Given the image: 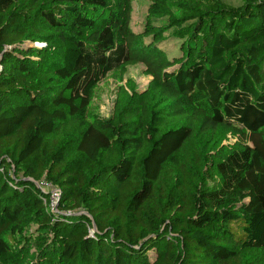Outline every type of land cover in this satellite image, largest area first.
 Instances as JSON below:
<instances>
[{
    "label": "trees",
    "instance_id": "16d2710c",
    "mask_svg": "<svg viewBox=\"0 0 264 264\" xmlns=\"http://www.w3.org/2000/svg\"><path fill=\"white\" fill-rule=\"evenodd\" d=\"M238 1L134 31L131 0H0V264H264V0Z\"/></svg>",
    "mask_w": 264,
    "mask_h": 264
},
{
    "label": "rangeland",
    "instance_id": "374dc122",
    "mask_svg": "<svg viewBox=\"0 0 264 264\" xmlns=\"http://www.w3.org/2000/svg\"><path fill=\"white\" fill-rule=\"evenodd\" d=\"M150 0H131V20L130 26L134 31H139L144 23L145 15L147 13V7ZM231 5H238V0H224ZM143 66L137 64L129 67L128 76L134 81L135 88L142 90L145 88L149 81V77L142 72ZM113 73H109L92 92V103L97 112L103 117H109L115 101L116 81L114 80ZM233 139L230 138V141ZM39 182H37L38 184ZM162 252L161 246H156L149 252L151 260L157 258Z\"/></svg>",
    "mask_w": 264,
    "mask_h": 264
},
{
    "label": "built area",
    "instance_id": "2783aa9c",
    "mask_svg": "<svg viewBox=\"0 0 264 264\" xmlns=\"http://www.w3.org/2000/svg\"><path fill=\"white\" fill-rule=\"evenodd\" d=\"M43 191L49 193V200L46 201L44 200V204L47 206V208L52 211V212H56L57 211V201L60 197V189L54 185H52L51 183H49L48 181L45 180H41L39 181V183L37 184Z\"/></svg>",
    "mask_w": 264,
    "mask_h": 264
}]
</instances>
